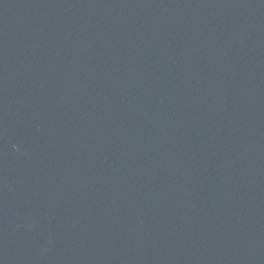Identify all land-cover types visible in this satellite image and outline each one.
I'll use <instances>...</instances> for the list:
<instances>
[{"label": "water", "instance_id": "1", "mask_svg": "<svg viewBox=\"0 0 264 264\" xmlns=\"http://www.w3.org/2000/svg\"><path fill=\"white\" fill-rule=\"evenodd\" d=\"M0 264H264V0H0Z\"/></svg>", "mask_w": 264, "mask_h": 264}]
</instances>
